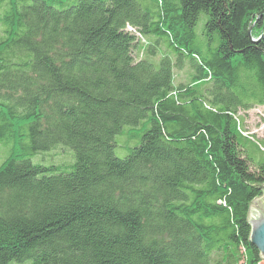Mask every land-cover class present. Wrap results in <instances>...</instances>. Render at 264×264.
I'll return each instance as SVG.
<instances>
[{
  "label": "trees",
  "instance_id": "1",
  "mask_svg": "<svg viewBox=\"0 0 264 264\" xmlns=\"http://www.w3.org/2000/svg\"><path fill=\"white\" fill-rule=\"evenodd\" d=\"M263 33L264 0H0V264H262Z\"/></svg>",
  "mask_w": 264,
  "mask_h": 264
},
{
  "label": "rangeland",
  "instance_id": "2",
  "mask_svg": "<svg viewBox=\"0 0 264 264\" xmlns=\"http://www.w3.org/2000/svg\"><path fill=\"white\" fill-rule=\"evenodd\" d=\"M206 20H207L206 13L202 12L199 17L197 29L202 30L205 26ZM176 71L178 72L177 69ZM244 120H245V128H246L245 133L246 134L255 135L257 139H264V106L256 107L250 110L245 115ZM69 153H71V155L73 156V161H72L73 163L74 162V152L67 145H57L54 149L50 151L40 152L38 154H35L34 156H32V161L36 164H42L44 166L66 164V162L63 161V158L68 160ZM127 153L128 152H125L122 149L116 150V154L119 157H124L127 155ZM258 155L259 154L254 155V157L255 156L258 157ZM10 264H33V263L31 260H25L23 262L14 261L13 263H10ZM262 264H264V262Z\"/></svg>",
  "mask_w": 264,
  "mask_h": 264
},
{
  "label": "water",
  "instance_id": "3",
  "mask_svg": "<svg viewBox=\"0 0 264 264\" xmlns=\"http://www.w3.org/2000/svg\"><path fill=\"white\" fill-rule=\"evenodd\" d=\"M259 14L258 17L262 15ZM252 27L249 30L251 33ZM264 33L257 39L251 37V42L257 44L263 39ZM262 194L255 198L248 210V225L250 226V242L258 249L260 258L264 261V185L261 186Z\"/></svg>",
  "mask_w": 264,
  "mask_h": 264
},
{
  "label": "built area",
  "instance_id": "4",
  "mask_svg": "<svg viewBox=\"0 0 264 264\" xmlns=\"http://www.w3.org/2000/svg\"><path fill=\"white\" fill-rule=\"evenodd\" d=\"M263 262H264V261H263ZM263 262H262V263H263Z\"/></svg>",
  "mask_w": 264,
  "mask_h": 264
}]
</instances>
